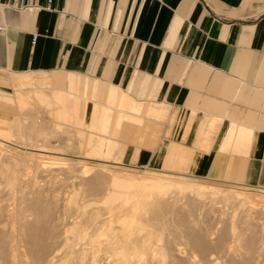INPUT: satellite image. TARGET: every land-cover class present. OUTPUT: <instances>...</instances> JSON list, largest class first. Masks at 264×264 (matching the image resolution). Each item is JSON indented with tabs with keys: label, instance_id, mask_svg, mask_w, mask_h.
Masks as SVG:
<instances>
[{
	"label": "crops",
	"instance_id": "0c3cea01",
	"mask_svg": "<svg viewBox=\"0 0 264 264\" xmlns=\"http://www.w3.org/2000/svg\"><path fill=\"white\" fill-rule=\"evenodd\" d=\"M0 2V97L14 75L89 79L85 119L109 109L126 163L264 189V0Z\"/></svg>",
	"mask_w": 264,
	"mask_h": 264
},
{
	"label": "bare ground",
	"instance_id": "6f19581e",
	"mask_svg": "<svg viewBox=\"0 0 264 264\" xmlns=\"http://www.w3.org/2000/svg\"><path fill=\"white\" fill-rule=\"evenodd\" d=\"M48 76L46 77L42 74L37 78L40 79L41 84L44 86L49 85L50 87ZM35 78L36 77L31 73L14 75L11 81H13V88L15 87V91H13L15 95L16 93L18 94V91L23 93L22 89H31L29 85L33 83ZM75 78H77V76H75ZM78 79L80 78L78 77ZM88 80L86 82L84 81L85 83L82 84L83 90L81 93L77 92L78 88L76 89L75 87V92L51 89L52 92L49 97H46V95L44 98L43 96H39L42 99L49 98L51 102H47L48 104L54 101L56 104L61 105L62 109H65V107L72 109L73 113L77 115L76 117H80V122L84 123L86 102L92 97V93L94 89H96L94 81L91 80L92 82L89 83ZM20 86L25 87L22 89L18 88ZM39 87L37 88L39 89ZM32 89L30 91L34 90ZM111 90V96H108L111 97L112 100L115 90H113V88ZM111 90L109 89V94ZM40 92L42 93V91ZM109 97L107 99H109ZM16 98L17 101V95ZM123 98L124 95L122 101ZM29 99L28 96L22 95L19 97L18 105L21 109L24 108V106H22V102L19 101H23L27 104ZM38 100L40 102L39 98ZM129 101L130 100H128V102ZM92 102H94V100ZM33 104L35 105L34 102ZM138 105L136 104L135 106ZM110 106L111 105H109V107ZM131 106L130 109L132 108ZM14 107L12 109H16V106ZM20 107H18L19 110ZM52 109L51 107L50 111ZM117 109L118 108L115 110ZM137 110L140 111L139 109ZM92 112L93 115L90 122L87 123V129L81 131V133L79 131L78 134L81 136L82 140V143H79V145L84 149L79 155H76V151V153H73L71 152L72 149L69 150L71 147L74 149L76 146V144H72L74 142H71L74 133L73 135L68 134L71 129L62 130L65 134L61 137L60 134L54 136L55 131L53 135L47 133L41 122L38 123V125L33 124L34 126L31 128L33 131L30 133V129L24 131L25 129H23L22 126L19 127L18 124H15L16 120H14L15 123L13 121H11L12 123H8L7 120L0 119V150L4 154L2 160L0 159V264H199L196 255L193 254L188 256V254L186 255L184 253V249H182L184 251L182 252L180 250L181 248L179 249L175 246V235L180 230L186 235L192 248L198 253V256L201 255L205 257L209 249H215L219 254L223 252L222 254L228 256L226 264H240L236 255L232 254L233 249L227 247V243L230 238L233 239L232 237L235 238L233 241L239 242L245 249L244 251L247 253L252 252L257 236L251 229L249 234L244 233L247 234L245 237H240V234L238 236V233L236 232V234L234 232L235 229L233 225L235 223H232L220 229L219 235L214 241L212 238V241H209L210 239H207V234L198 229L196 230L195 227L192 226L190 219L192 215L195 217L192 213L204 196L202 195L203 193L201 194L202 189H204V183L200 180V182H197L196 179L202 178L155 170L149 167L146 168L149 171L158 173L160 175L159 177L167 175L172 176V174L177 175V178L175 176L172 177H175L177 183L182 186L180 189L181 192L183 191L184 193L181 195L183 198L194 194V198L190 199L186 197L188 200L184 199L186 200L185 206L187 210L180 214L179 211H175L174 205L171 203L173 200L169 201L171 194L168 195V193V196L166 194L160 195L159 198H157L159 200H156V193L159 189H156V191L152 189L156 192H154L155 194L149 193L152 197V199L150 198L151 201L155 199L152 203L156 202L157 204L150 203L151 201L149 202L147 197L146 200L148 202L144 200L145 198L141 200L142 196L140 200H138L136 195V198L132 196L131 191L125 193L124 190H122V179L124 176L121 177L117 172H112V170L106 166L107 164L103 165V162H101L99 166L95 164L97 168L90 174V171L95 165L91 166L90 162L86 159H96L99 157L100 161H103L106 156L111 153L110 150H112L111 147L113 146L112 144H114L111 142L112 139H108L110 135L104 138V135L107 134V130H109L107 129L108 122L110 121V117L108 118L110 113L109 109L102 108L100 113L93 109ZM118 112L121 114L123 113L120 111V107ZM138 113L141 114L142 112ZM16 114H19V111ZM133 114L134 113H132V115ZM26 115L28 116L29 114ZM112 115V118L122 117L119 115L114 116V113ZM134 115H137L136 112ZM62 119L64 121L65 118L63 117ZM122 120L120 118L119 122H122ZM128 120L132 119L130 118ZM128 120L126 119V121ZM133 122L134 120L132 123ZM19 123L22 125L21 122ZM115 125L118 127L120 124L117 123ZM28 128L30 127L28 126ZM115 129L114 131H116ZM31 134H33L34 137L30 138L29 135ZM118 134H114V136H118ZM121 136L119 138L120 140ZM129 136L131 135H128V137ZM53 137L55 140H58V142L54 145L51 143L49 145V139L52 140ZM114 141L115 140H113V142ZM119 144L121 145V142ZM65 148L69 151H65ZM122 148L120 150H122ZM60 151L65 152L66 155L74 154L73 160L67 162L68 159L53 156L54 154L65 155V153ZM115 151H117V149ZM37 153H48L52 156L38 155ZM90 153H95L97 157H95V155L91 156ZM118 153H121V151ZM116 164L121 167L125 166L121 161ZM53 165L58 166L56 169H53ZM63 165L64 167H62ZM65 165L67 166L65 167ZM237 187L233 190L234 192H229L231 195H228V192L226 193V195L230 196L229 200H225L226 204L238 202V206L244 210V212H242L246 219L251 217L253 209H260L259 211L261 212L257 211V213L264 214V195L260 193L249 194L246 191L237 190ZM221 194L223 193L220 192V196H222ZM175 196L177 195H174V197ZM177 197L179 198V196ZM182 197L180 198L182 199ZM227 197L224 198L228 199ZM202 202H204V200ZM201 204L202 203H200V205ZM196 209L198 208L196 207ZM238 214L241 216L240 213ZM247 222H249L247 225L252 224L250 220ZM255 223L257 225V221ZM242 234L241 236H243ZM232 248L235 247L232 246ZM228 252L231 253V255L228 254ZM247 259L248 258H246V260Z\"/></svg>",
	"mask_w": 264,
	"mask_h": 264
},
{
	"label": "rangeland",
	"instance_id": "374dc122",
	"mask_svg": "<svg viewBox=\"0 0 264 264\" xmlns=\"http://www.w3.org/2000/svg\"><path fill=\"white\" fill-rule=\"evenodd\" d=\"M35 78V80H33V83L31 85H29V87H31V89L33 91H30L31 89L29 90H23L22 88H24L25 86H20L18 88H21L23 93L21 91H18V94L16 93L17 97H18V100H19V97L20 96H28L30 99L28 100L27 104H25L23 101H19V102H22V106H24V108L21 109V107L18 105V100L16 101V105H13L14 102L13 101H9V100H5L3 99L2 97H0V118L2 119H5L9 122L13 121L15 123L14 120H16V123L15 124H18L19 127H23V129H25L24 131H28V129H30V133L33 131V126L34 125H38V123H41L42 126H44L45 130L47 133H51V135H53V132L55 131L54 133V136L60 134V137L63 136L65 133L62 131L64 129H71V131L68 133V134H71L74 135L72 136L73 139L71 142H74L72 144H76V146L74 147V149L71 147L69 150H71V152L73 153H76V155H79L81 151H83L84 149H82V146L79 145V143H82V140H81V136L78 135L79 134V131L81 133V131H84L85 129H87L88 125V119H85L84 123H81L80 122V117L78 119V117H76L77 115L75 113H73V110L70 109V108H67L65 107V109H62V106L61 105H58L56 104L54 101L52 103H47V102H51V100L49 98H46V99H42L41 97L43 96V98L45 97H49V95H51V92L52 90L50 89L49 85H43L41 84V81L39 78V74H34L32 73ZM10 76H13V74H10ZM38 79V81H37ZM41 84V85H40ZM40 86V87H39ZM47 86V87H46ZM37 87H39V90ZM36 88V90H35ZM47 90H46V89ZM44 89V90H43ZM50 89V90H49ZM4 90L8 91V92H11L13 93V88L11 86V84H5V88ZM39 91V93H38ZM42 91V93L40 92ZM44 91V92H43ZM25 93V94H24ZM27 93V94H26ZM16 95H15V98H16ZM41 97H40V96ZM33 96V97H32ZM35 96V97H34ZM38 98L40 99V102L38 100ZM17 99V98H16ZM42 99V100H41ZM48 99V100H47ZM37 100V101H36ZM45 100V101H43ZM33 102L35 103V105L33 104ZM43 102V103H41ZM46 102V103H45ZM55 103V105H54ZM47 104V105H46ZM51 104V105H50ZM7 105H10V107H8ZM27 105V106H26ZM16 106V109H12L11 107H14ZM56 106V107H55ZM20 107V110L19 108ZM51 107L53 108L51 111ZM60 107V108H59ZM15 108V107H14ZM36 108V109H35ZM64 108V107H63ZM61 109V110H60ZM23 110V111H22ZM64 110V111H63ZM72 110V111H71ZM19 111V114H16L18 113ZM71 111V112H69ZM16 112V113H15ZM23 112V113H22ZM52 112V113H51ZM64 112V114H63ZM25 113V114H24ZM71 113V114H70ZM16 114V115H14ZM20 114H23V115H20ZM26 114H29L28 116ZM54 114V115H53ZM68 114V115H67ZM70 114V115H69ZM75 114V115H73ZM25 115V116H24ZM62 117H61V116ZM73 115V117H72ZM16 116H17V119H16ZM39 116V117H38ZM71 116V118H70ZM23 117V118H22ZM65 118L64 121L62 118ZM34 118V119H33ZM68 118V119H67ZM74 118V119H73ZM19 119V120H18ZM36 120V121H35ZM79 120V121H78ZM21 122L22 125H20L19 122ZM40 121V122H39ZM75 121V122H74ZM27 122V123H26ZM33 122V123H31ZM45 122V123H44ZM74 122V123H73ZM12 123V122H11ZM31 123V124H30ZM37 123V124H36ZM57 123V124H56ZM59 123V124H58ZM29 124V125H28ZM34 124V125H33ZM62 124V125H61ZM32 125V127H31ZM27 126V127H26ZM28 126L30 128H28ZM46 126V127H45ZM134 126V125H133ZM140 126H143V124L141 123ZM139 125H135V130L134 131V136L131 138V139H139L141 138L140 137V133H142L140 130L138 131L137 129L138 128H142L140 127ZM60 127V128H59ZM27 128V129H26ZM23 131V130H22ZM61 132V133H60ZM77 133V134H76ZM107 134L104 135V138H107ZM80 136V137H79ZM30 138L34 137L33 134L29 135ZM139 137V138H138ZM144 137V136H143ZM54 139V140H53ZM53 139H49V145L50 143L52 145L56 144L58 142V140H55V138L53 137ZM34 140V139H33ZM111 140V139H109ZM61 141H62V138H61ZM77 142V143H76ZM112 143L116 144H112L111 146V149L110 150V156L107 155L106 156V160L104 159L103 161H100V158H93V159H85L87 161L90 162L91 166L92 165H97L99 166V164H101V162H103V165H106L108 166V168H110V170H112V172H117L118 175H120L121 177H123L122 179V182H123V186H122V190H124V192H130L131 191V194L132 196H137V199L140 200L141 196V200H146V197L148 199V201L150 202L152 197L150 196L151 194H155L156 192V189H159L157 190L158 192L156 193L157 194V197H156V200H159L157 198H159L160 195H164V194H168L171 196V198L169 197V201L170 200H173L171 203H173L174 205V208H175V211H179V213H183L187 210V207L185 206V201L188 200V198H194V194L190 195V196H186V197H182L181 195H183V191L181 192V189L182 186L180 184L177 183L175 177L177 178L178 176L177 175H173L172 176H175V177H172L171 175H167V176H161L159 177L160 175L158 173H155V172H152V171H149L146 169V167L148 165H138V164H128L126 163V161H124V158H123V154L121 155L120 153H118L119 151V147H120V144L119 143H115V141L113 142V140H111ZM31 143V142H30ZM122 143H126L125 140H123L121 142ZM119 146H118V145ZM115 146V147H114ZM77 148V149H76ZM76 149V150H75ZM117 149V151L115 150ZM125 149V148H124ZM64 150V149H63ZM65 148V151H69ZM114 150V151H113ZM76 151V152H75ZM60 152H63V151H60ZM86 152V151H85ZM65 153V152H63ZM114 153V154H113ZM38 155H44V156H52V155H49L48 153H37ZM68 154V153H67ZM89 154V153H88ZM112 154V155H111ZM3 155V156H2ZM91 156H94L97 157V155L94 153H90ZM53 156H58V157H61V158H65V159H68L67 162L73 160V157H74V154H68L65 155H60V154H54ZM113 156V157H112ZM4 157V154L3 152L0 150V159L2 160V158ZM84 157V156H82ZM108 157V158H107ZM96 161V162H95ZM120 161H124L125 162V166L121 167V166H117L116 163L120 162ZM100 162V163H99ZM94 166V168L90 171V174L93 173L95 171V168H97V166ZM111 165V166H110ZM58 165H53L52 168L53 169H56ZM67 165H65L66 167ZM64 167V165L62 166ZM114 167V168H113ZM137 167V168H136ZM113 168V169H112ZM130 168V169H129ZM136 170V171H135ZM134 171V172H133ZM137 172V173H136ZM153 173V174H152ZM122 174V175H121ZM126 178V179H125ZM135 178V179H134ZM156 179H159V180H156ZM167 179V180H166ZM131 180V181H130ZM135 180V182H134ZM139 180V181H138ZM203 182L204 183V189H202L201 191V194L204 195L202 197V201L204 200V202H199L197 204V208L195 207V211L192 213L195 215V217L192 215L191 219H190V222L192 224L193 227H195V229L197 230H200L202 232H204L205 234H207V239L209 241H214L218 235H219V231L220 229H222L224 226L226 225H230V224H234V232L239 236L240 234V237H245L247 234L250 233V229L251 231L255 232L256 233V243H255V246L252 250V252H249L247 253L246 251H244L245 249L239 244V242H235L233 241V239H235L234 237H232L233 239H229V242L227 243V247H230V249H233L232 252L231 250L229 249V251L232 253V254H235L236 257L239 259V263L240 264H264V214L262 213H257L258 212H261L259 211L258 209H253V211L251 212V217L246 219V217H244V210L242 208H240L237 204L238 202H233V203H228V205L226 204V201L225 200H229L230 199V196L228 195H231L229 194L232 193L233 190L236 189L237 187V190H241V191H246L247 193L249 194H262L264 195V192H263V189L261 188H256L254 186H251V185H248V184H243V183H238V182H225L223 180H219V179H214V180H203V179H196L197 182ZM156 181H159V182H156ZM133 184V185H132ZM164 184V185H163ZM205 184H211L210 187L209 185H205ZM180 185V186H179ZM214 185V186H213ZM233 185V186H232ZM132 186V187H131ZM137 186V187H136ZM158 186V187H157ZM218 186V187H217ZM228 186V187H227ZM161 187V188H159ZM233 189H232V188ZM248 187V188H247ZM131 188V189H130ZM216 188V189H214ZM240 188V189H239ZM242 188V189H241ZM254 188V189H253ZM152 189H154L155 191H153ZM165 189V190H164ZM224 189V190H223ZM228 189V190H227ZM251 189V190H250ZM129 190V191H128ZM135 190V191H134ZM163 190V191H161ZM160 191H161V194H160ZM174 193H172V192ZM204 191V192H203ZM208 191V193H207ZM210 191V192H209ZM212 191V193H211ZM220 191L222 196H220ZM223 191V192H222ZM153 192V193H152ZM155 192V193H154ZM166 192V193H165ZM217 192V193H215ZM225 192V193H224ZM228 192V195H226V193ZM234 192V191H233ZM137 193V194H136ZM139 193V194H138ZM141 193V194H140ZM151 193V194H149ZM180 193V194H179ZM206 193V194H205ZM129 194V193H128ZM226 196H225V195ZM167 195V196H168ZM173 195V196H172ZM174 195H177L179 196V198L177 196L174 197ZM216 195V196H215ZM219 195V197H218ZM224 195V196H223ZM135 196V198H136ZM140 196V197H138ZM228 196V197H227ZM174 197V199H173ZM182 197V199L180 198ZM212 197V198H211ZM227 197L228 199H225ZM132 198V197H130ZM151 198V199H150ZM221 198V199H220ZM136 199V200H137ZM150 199V200H149ZM161 199V198H160ZM168 199V198H167ZM177 199H178V202H177ZM180 199V200H179ZM186 199V200H184ZM206 199V200H205ZM224 199V200H223ZM222 200V201H221ZM147 201V202H148ZM152 201H155L152 200ZM152 201L150 203H152ZM218 201V202H217ZM146 202V203H147ZM168 202V200H167ZM221 202V203H220ZM156 203V202H155ZM155 203H152V204H155ZM200 203H202L200 205ZM205 203V204H203ZM213 203V204H212ZM157 204V203H156ZM229 204H232V205H229ZM171 205V204H170ZM199 205V206H198ZM156 206V205H154ZM260 206V205H259ZM257 206V207H259ZM262 207V206H260ZM200 208V210H199ZM237 209V210H235ZM242 209V210H241ZM241 212H240V211ZM235 211V212H234ZM243 211V212H242ZM224 212V213H223ZM233 213V214H232ZM237 213V214H236ZM240 213L241 216L238 214ZM198 214V215H197ZM200 214V215H199ZM231 214V215H230ZM236 214V216H235ZM243 214V215H242ZM197 215V216H196ZM238 215V216H237ZM259 217H258V216ZM167 216H170V215H167ZM176 216V215H175ZM234 217V218H233ZM254 219H253V218ZM195 218V219H194ZM232 218V219H230ZM263 218V219H262ZM238 219V220H236ZM241 221H240V220ZM245 221H244V220ZM258 219V220H257ZM260 219V220H259ZM243 220V221H242ZM250 220V223L252 224H249L247 225ZM197 221V222H196ZM253 221V222H252ZM257 221V225H256V222ZM261 221V222H260ZM263 221V222H262ZM225 222V223H224ZM244 223V224H242ZM253 223H254V227H253ZM263 223V224H262ZM199 226V227H198ZM242 227V228H241ZM249 227V228H248ZM251 227V228H250ZM245 228V229H244ZM256 228V229H255ZM255 229V230H254ZM249 230V231H248ZM211 231V232H210ZM263 231V232H262ZM261 232V233H260ZM211 233V234H210ZM243 233V234H242ZM244 233H247V234H244ZM209 234V235H208ZM241 234L243 236H241ZM260 235V236H259ZM212 238V240H211ZM263 238V239H262ZM174 244L175 246H177V248H181L180 250L182 252H184L186 255L188 254V256L190 255H196L197 257V260L199 262V264H226L227 262V258L228 256L225 254H222L218 251H216L215 249L213 250H210L208 251L207 255L205 257L199 255L198 256V253L192 248L191 244L189 243L188 241V238L186 237V235L180 230L178 231V233H176L175 235V239H174ZM262 242V243H261ZM177 243V244H176ZM230 243V244H229ZM233 243V244H232ZM229 244V245H228ZM232 244V245H231ZM237 245V246H236ZM260 245V246H259ZM180 246V247H179ZM235 247V248H232ZM238 247V248H237ZM242 247V248H241ZM257 247V248H256ZM184 249V251L182 250ZM189 249V250H188ZM212 249V248H211ZM216 251V252H215ZM240 254H238V253ZM231 253L228 252V254L231 255ZM247 253V254H246ZM252 254V255H251ZM248 256V257H247ZM200 257V258H199ZM213 257V258H212ZM222 258V259H221ZM226 258V259H225ZM246 258H248L246 260ZM252 258V259H251ZM202 262V263H201Z\"/></svg>",
	"mask_w": 264,
	"mask_h": 264
},
{
	"label": "built area",
	"instance_id": "2783aa9c",
	"mask_svg": "<svg viewBox=\"0 0 264 264\" xmlns=\"http://www.w3.org/2000/svg\"><path fill=\"white\" fill-rule=\"evenodd\" d=\"M0 6H1V2H0ZM1 30H2V27H1V25H0V32H1Z\"/></svg>",
	"mask_w": 264,
	"mask_h": 264
}]
</instances>
